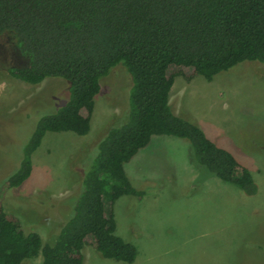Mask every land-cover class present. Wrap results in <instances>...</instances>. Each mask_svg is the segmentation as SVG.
I'll list each match as a JSON object with an SVG mask.
<instances>
[{
	"label": "trees",
	"instance_id": "obj_1",
	"mask_svg": "<svg viewBox=\"0 0 264 264\" xmlns=\"http://www.w3.org/2000/svg\"><path fill=\"white\" fill-rule=\"evenodd\" d=\"M0 35L26 58L24 65L7 68L10 76L33 85L49 77L70 84L68 101L38 119L21 164L0 183V264L38 256L44 264H85L88 244L105 258L134 262L137 247L116 233L112 207L123 195H147L132 185L126 164L154 135L187 139L199 165L249 195L257 193L250 169L176 114L170 92L176 74L212 80L245 60L264 64V0H0ZM120 63L133 80L129 121L99 142L71 215L57 228L56 241L44 242L7 208L6 193L28 179L32 155L47 132H90L101 79ZM171 66L179 72L170 74Z\"/></svg>",
	"mask_w": 264,
	"mask_h": 264
},
{
	"label": "rangeland",
	"instance_id": "obj_2",
	"mask_svg": "<svg viewBox=\"0 0 264 264\" xmlns=\"http://www.w3.org/2000/svg\"><path fill=\"white\" fill-rule=\"evenodd\" d=\"M25 63L0 35V183L21 164L38 119L56 112L69 97L70 84L63 78L33 85L7 73L8 67ZM178 72L170 67V74ZM132 82L126 66L118 64L101 79L88 134L46 133L32 155L28 179L5 198L27 232H38L44 242L56 241L99 142L129 121ZM170 103L176 114L196 123L250 169L257 193L249 195L199 165L187 139L154 135L126 164L132 185L147 195H123L112 207L116 233L137 247L136 260L105 258L88 244L85 264H264V64L245 60L212 80L197 75L188 81L176 74ZM22 264L44 263L38 256Z\"/></svg>",
	"mask_w": 264,
	"mask_h": 264
},
{
	"label": "crops",
	"instance_id": "obj_3",
	"mask_svg": "<svg viewBox=\"0 0 264 264\" xmlns=\"http://www.w3.org/2000/svg\"><path fill=\"white\" fill-rule=\"evenodd\" d=\"M117 229V228H116Z\"/></svg>",
	"mask_w": 264,
	"mask_h": 264
}]
</instances>
